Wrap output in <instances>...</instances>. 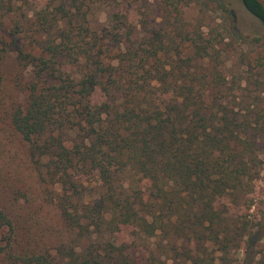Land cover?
I'll return each mask as SVG.
<instances>
[{
    "label": "trees",
    "instance_id": "16d2710c",
    "mask_svg": "<svg viewBox=\"0 0 264 264\" xmlns=\"http://www.w3.org/2000/svg\"><path fill=\"white\" fill-rule=\"evenodd\" d=\"M7 1L0 20L12 26L0 25V61L13 54L33 67L11 125L61 187L27 202L55 249L16 252L14 224L0 210V228L11 233L0 256L9 264H158L175 254L205 264L210 245L227 251L232 242L251 253L264 223L230 221L255 202L264 130L242 119L246 86L224 76L220 43L198 31L175 46L167 29L146 32L147 17L141 32L133 0H48L34 16L12 17ZM241 1L264 26L261 0ZM142 4L148 9L149 0ZM67 64L77 76L60 74ZM81 176L99 182L95 200L85 201Z\"/></svg>",
    "mask_w": 264,
    "mask_h": 264
},
{
    "label": "rangeland",
    "instance_id": "374dc122",
    "mask_svg": "<svg viewBox=\"0 0 264 264\" xmlns=\"http://www.w3.org/2000/svg\"><path fill=\"white\" fill-rule=\"evenodd\" d=\"M133 1L134 19L141 32H144L141 29V19L147 17L149 28L146 32L167 29L174 34L172 39L175 46L182 45L181 37L186 32L198 31L204 32V37L210 39L214 45L220 43L216 50L225 51L221 58L224 63V76L230 82L242 80L243 86H246V90L240 92L244 94V101H240L242 119H248L257 131L264 130V26L247 11L241 0H149L148 9L143 6L142 0ZM261 2L264 4V0ZM48 3V0H8L5 10L10 17L27 13L34 16L40 8L49 5ZM53 3L57 4L51 0L50 4ZM97 15H100V10ZM0 25L2 31H10L12 26L6 16L0 20ZM30 36L31 33H28L25 37L33 44ZM54 36V33L50 35L51 38ZM45 37L48 38L47 35ZM142 37L143 35L140 39ZM11 39L5 38V41L10 42ZM33 53L39 55L40 50ZM25 65L24 61H18L13 54L0 61V210L7 213L14 224L12 243L15 251L20 253L52 250L55 248L50 247H56L55 243L58 245L48 239L40 226L35 224L27 202L32 192L50 199V192L56 194L55 189L61 187L60 183L48 179L46 168L42 172L39 170L45 164L35 163L31 158L30 146L11 125L12 112L23 101L24 86L30 83V70L33 67ZM71 66H58L64 78L78 75L79 70ZM260 155L264 163V152ZM78 181L85 201L95 200L100 191L96 178L81 176ZM255 190V202L242 210L234 209L231 223L240 226L243 221L255 229L257 225L264 223V165ZM80 204V201L73 200L71 205ZM10 235L7 229L0 228V243L6 245ZM129 236L124 231L121 239L129 241ZM60 240L66 242L64 238L60 237ZM141 243L138 245L143 249V245L148 242ZM236 243L232 242L227 251L210 245L204 255V259L208 261L205 264H243L245 256L251 264H264V239L248 255L244 249L235 247ZM84 244L85 242L82 243ZM167 257L168 259L162 254L158 264H184L182 258H178L180 261L175 260V254ZM0 264H9L7 257L0 256Z\"/></svg>",
    "mask_w": 264,
    "mask_h": 264
}]
</instances>
